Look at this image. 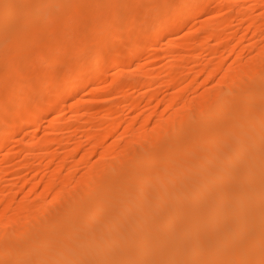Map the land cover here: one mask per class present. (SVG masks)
<instances>
[{"label": "bare ground", "instance_id": "6f19581e", "mask_svg": "<svg viewBox=\"0 0 264 264\" xmlns=\"http://www.w3.org/2000/svg\"><path fill=\"white\" fill-rule=\"evenodd\" d=\"M90 1L91 2L88 3L84 1L86 6L90 4L89 7L92 8H90V10L89 8L87 9L90 13H84L86 16L83 15L84 18L90 17L91 15L89 16V14H92V11H94L92 17L95 15L93 19H95L96 23H94V20L92 22L95 24L93 28L98 25L96 26V30L89 32L90 35H88L87 31L90 29L87 30V26L85 25L86 28L80 27V32L77 31L78 28L76 29L78 34L75 33L77 34L75 38L77 41L74 40L75 38L73 39L74 41H72L74 35H72L71 38V33H69L70 36L66 37L64 40L66 42L70 37L69 39L71 40H68L67 43L70 41L75 43L76 41L77 43H75V45H80V54L78 53L79 56H77V61L81 64V67L75 71L73 76L67 78L68 75L66 74L65 77L61 79H58V77L57 80L54 76L53 78L50 75L51 72H48L49 74L46 73L47 77L49 76L48 78H50L51 76L52 79H55H49L48 81V78L46 79V74H44L46 69L42 67L43 62L44 64H48V62H45L47 60L49 61V59L51 61L52 57L50 58L49 55L52 49L56 51L59 45L68 46L66 45L67 43L65 44L63 40H60L62 45L59 43V45H55L58 48L53 47V42L55 43L59 40L56 39L55 41L53 37L57 38L61 36V34L58 33L56 35V32H54L51 35L50 32L52 30L50 31V29L54 27V29L57 28L55 30L57 31L59 27L60 31H62V26L57 24L61 25L60 22L65 19L68 22L70 16L73 15L71 18L74 17V20L70 19L71 25L69 24V29L71 28L72 31V26L75 28V24L80 20L78 18L83 17L82 15H80L81 17L78 16L80 11L78 9L84 7L82 5L84 2L82 1L81 3L79 0H0V61L4 62L1 63L2 66H0V83L2 84H0L2 86L0 89L4 92L2 93L0 91L1 149L7 146L6 144H8L9 136H12V139L15 140L14 138H16L15 136L20 128L29 125L35 128L38 125V121L43 119L41 117L46 115L45 112L48 106L47 97L49 95H53L51 104L56 107L53 122L57 124L61 121L58 120L61 119L60 115L64 112V108H59V103L62 100L67 103L66 100L70 98V95L72 96L74 94L76 89L87 85L86 80L79 81L80 74L86 73L92 68L99 67L108 60V68L110 69L117 67L120 63L126 64L127 66L132 65L140 53L146 54L156 50L154 49L156 45L148 46L147 41L151 40L154 41V43L159 41V39L166 36L169 28L186 22L185 18H187L188 15L192 16L196 14L208 4L201 2V0H164L165 3L163 4H166L168 8L166 9L164 7L167 11L165 12V10L162 9L163 4H161L164 1H160V5L162 6L159 7V0H150L149 6H146L145 12H151L152 8L154 9L152 11L153 14H155L156 11L157 16L152 20L151 18L146 19V15H144L145 18L138 16V12L142 5L138 3L140 1L135 4H132L133 0ZM202 4H205L204 7H201ZM110 7L114 10L111 25L109 26L105 25V19L109 16L104 14L105 10L107 11V8ZM75 13L76 20L78 19L77 22L75 20ZM152 13L150 14L153 15ZM234 14H236V10ZM84 18H82V20ZM188 18H190V16H188ZM120 21L123 23L121 30L124 31L125 35L120 34ZM55 24L58 27L55 28ZM62 24L64 25L66 22H62ZM87 24L89 26V23ZM80 25H84L83 22L80 23ZM212 28V35L216 37L219 30L217 32V26ZM35 31H37V33L39 32L41 36L39 33L33 34ZM174 31L175 30H173V35L175 36L176 34H174ZM25 33L27 37H25ZM54 34L56 36H54ZM72 34L74 33L72 32ZM64 36L66 35L64 34ZM108 36H112L114 39L109 45H105L107 41L104 44V39L106 40ZM171 36L170 38H172ZM28 37L29 39L31 38L30 40L34 39L29 42L30 40L27 39ZM126 40L130 41L128 46L122 47L116 45V43H125ZM26 42L29 45H27ZM32 42L34 44L38 42V45L36 44L38 46L36 49L39 52H36L35 57L38 55L41 56L42 53L46 56L48 54V59L45 58L46 56L44 57L45 59H43L44 55L42 54L43 56L41 57L44 61L40 60L41 68L37 66L39 64L37 58L31 61L34 58V53L32 52L33 55L29 53V48H31L33 44ZM188 43L186 45H188ZM55 44H58V41ZM69 44H71V42ZM65 46L62 49L63 51L65 48H70V45L68 47ZM71 46L76 47L72 44ZM174 46L177 45L174 44L173 47ZM38 48H40V50ZM54 48H56V50H54ZM170 48L172 49V47ZM33 49H35V47ZM36 49L35 51H37ZM106 49L109 51L104 52ZM173 51L172 49V52ZM261 51L263 50L261 49ZM55 53L56 52H54L52 56L56 55ZM86 54H89L91 58V64L89 65L85 64ZM173 54H176V52ZM73 55L76 56V54ZM30 56H33V58H30ZM64 56H66V54H64ZM70 56L71 55H67V58ZM75 56L74 58L72 57V61L75 60ZM184 56H179L178 59L175 56L176 61L174 63L172 62L169 68L166 66L168 68V74H172L173 71V73L177 72L175 68L181 65ZM254 57L257 58V56ZM63 58L66 59L65 57ZM223 58L225 59V57ZM253 60L256 61V59ZM29 61L31 62L29 63ZM241 61L242 60H240V63ZM53 62H50L47 66L53 64ZM68 62L67 64H69ZM260 62H262V60ZM31 63H33V65ZM56 63L57 62H54L52 66L54 67ZM256 63H258V60ZM235 64L233 65L235 66ZM35 65L39 67V69L35 68ZM242 65L244 64L242 63ZM242 67L240 66L239 70L240 68L241 70L245 68L244 70L250 73L247 70L249 68L246 69V67ZM255 68H257V65ZM153 70L150 69L147 73H140V75L143 74L140 76L142 78L138 76L139 79L134 81V85L142 87L150 84L152 81L154 83L157 82L156 79H158V77L156 74L158 73ZM205 70L203 72H205ZM239 70L237 71L239 72ZM244 70L243 72H246ZM209 71V73L206 72L210 75L214 72L211 70ZM222 73L226 78L224 81L225 83H223L225 85L222 84L223 86H219V89L213 90L214 93L212 97H210V93L212 94L213 91L210 89L211 92L208 93V98L202 99V102L204 101V106L199 103V107L202 105V108L196 111L197 113H193L195 104H193L194 107H192V102L194 100L185 99V106L176 109L174 118H158L157 124H154L156 128L152 133H148L149 131H140L135 132L136 135L134 134L133 136L130 132H133L134 119L132 122H128V126H126L127 132L134 137V139H131L133 141L128 140L129 142H127L126 146L124 144L123 148L120 149H117L119 141L115 139L117 145L116 143L111 146L107 144L106 150L101 152L103 162L92 166L91 163L89 164V168L91 169V171L90 169L89 171L91 173L94 172L93 176L92 174L91 176L86 175L84 171L86 176L84 175L83 178H79L70 183L66 182V184H63L65 182L63 179V185L58 188V179L56 176L52 177L51 174L50 176L53 179L48 177L50 178L49 181L48 179L44 182L42 181L44 186L43 192L40 190L41 195L37 194L36 196H45L48 190H52L54 191L52 202H48V200L45 201L43 198L44 201L42 200L40 201L41 203H39V200H37V203L34 201L35 198L32 199L31 204L29 203V205L26 204L25 206L23 204L28 200L23 202L24 199L22 198V204L15 206V199L14 201L12 200V195L10 194V199L9 196H6V192L2 193V196H0L1 203H3V209L1 208L2 212L0 213V264H264V61L259 69L249 74L252 76L250 80L251 78H254V80H251L248 87H246L244 83L245 85L241 86L242 89L245 87L242 91L239 90L241 89L239 85L241 84L240 81L243 80L244 82V80H248L245 78L247 76H245L244 73L241 72L240 74L239 72V75H236L235 68L233 71L228 68L224 70V72L222 71ZM181 74L177 75L183 76V73ZM106 75L107 71L105 69L99 70L96 74L97 79H102ZM177 75H170L172 80L168 82L179 81L181 76ZM170 76L168 78H170ZM115 79L116 80L110 83L108 88L102 91L103 96H107V93H110L111 90H119L122 88L124 84L123 80H125L123 75L120 74L118 78ZM68 80H71L69 88ZM226 80H228V83ZM40 82L42 85H38ZM153 82L151 85H153ZM151 85H148V88ZM6 87H8V90ZM5 88L7 91H11L8 96V92L4 90ZM145 91H148V89ZM179 92L180 91H178L177 94H179ZM123 95H126V93H123ZM150 96V98H154L153 93ZM177 96L178 95H174L172 99L176 103L178 102L176 99ZM201 96H203V94ZM193 98L196 101L199 99ZM79 99L76 101L79 102ZM106 100L112 102L109 98ZM127 101L128 100L124 102ZM173 101L169 104H173ZM65 102L61 103L66 105ZM87 103L89 102L87 101ZM114 103L115 102H113V105L109 106L108 109L106 108L108 114H116L114 111L116 108ZM77 104H80V102ZM134 104L136 107V103ZM75 108L72 107L73 111ZM145 119V121L143 119L144 122L142 121L143 124L149 120V118L147 119L146 117ZM107 121L111 120L105 121V126H107L105 134L108 132V134L114 136L115 129L118 130L119 127H116L115 123L112 121ZM124 121H121V123ZM116 123H118V121ZM56 124H52L49 128L50 131L56 130ZM60 126L57 125V128ZM144 127H147V125ZM33 131L35 133V129ZM51 133L49 135H51ZM86 135H88L86 137L88 139L94 137V135L97 136V134L91 135L90 133ZM131 136L129 137L131 138ZM95 138L97 137H94V139ZM72 139H74V137ZM98 139L101 140L100 138ZM98 139L95 140V142H100ZM64 140V138L57 140V144L59 141L62 145ZM16 141L17 140L14 142ZM48 141L43 140L41 145L45 142L48 143ZM37 142L38 140L33 143H28L30 145L28 146V150L30 151L31 147ZM38 144L39 143H37V145ZM95 144L96 143H94L93 147H96ZM97 144L100 146L99 143ZM70 148H72V151L70 149V155L77 153L78 148ZM49 152L47 153L49 154ZM92 153L93 151L91 149L84 152L83 155L86 157L90 156ZM25 155H27V152ZM49 155L53 156L51 153ZM67 159H69V157ZM160 159L163 160L161 165L157 164ZM64 162L63 160V162L60 163L64 164ZM120 167L121 169L117 170ZM1 169L3 170L4 168L0 167V170ZM53 170H57L56 172L53 171L54 175H59L60 169ZM63 171L65 170H62V172ZM0 172L2 174V171ZM67 175L69 176V173L66 174L65 178L68 177ZM78 176L79 175H77L76 178H78ZM69 181H71V179ZM36 182L38 184L34 182L33 188L36 184L37 187L41 183L39 180ZM28 192L29 191L26 193ZM68 193L69 196H73L72 200L71 197L68 199L75 204V207L77 202L81 203L80 207H74L77 210L74 208L70 210L72 205L67 202L69 200H65L67 202L66 204L69 203L71 205L70 208L68 206L69 209H67V207L64 206V202H62L63 204L60 210H58L59 206L57 203L67 199ZM56 205L58 207H56ZM62 206L65 208L62 209ZM54 207L57 208L55 212L58 211L56 216H54L56 213L54 214V211H52ZM50 211L53 212L51 217H54H52V219L49 217L50 221H47L48 218L45 216L48 215ZM24 215L28 216L26 218L24 217L25 221H23V226H17L18 228L14 227V232H12L13 228L9 230L10 228L8 227L15 226L20 221V218L22 220ZM74 217L77 219L74 220ZM11 238H18V240L22 238L26 243L24 244L22 243L23 241H20L22 243L20 245L19 241L16 240L19 246L17 247L16 245V247L11 248L8 243V240H12ZM6 239L7 241H5ZM27 239H29L28 243ZM10 245H13V242H10ZM6 257H8L9 262L4 259Z\"/></svg>", "mask_w": 264, "mask_h": 264}, {"label": "rangeland", "instance_id": "374dc122", "mask_svg": "<svg viewBox=\"0 0 264 264\" xmlns=\"http://www.w3.org/2000/svg\"><path fill=\"white\" fill-rule=\"evenodd\" d=\"M79 1H81V3H82V1L83 2L85 1L86 3L91 2L90 0L89 1L88 0H79ZM138 1H140V2H138ZM149 1L150 0H148V1L147 0H136V1L133 0L132 1V4L133 3L135 4L137 2L140 3V5L142 4L141 5V8H140V10L138 12V16H140L142 18H145L144 15H146V19L151 18L153 20V19L156 18L155 16H157L156 15V11H155V14H153L152 11L154 9L152 8V11L151 12L150 11L148 13L145 12L146 6L147 5L149 6ZM160 1L162 2L164 0H159V7L162 6V5H160ZM201 2L206 3V4L208 3V4L207 5L202 4L201 7H204V5H205V7L203 9H200L201 11H198L196 14H194L192 16L191 15H188V16H190V18H188V16H187V18H185L186 19V22L180 23L177 26H174L173 28H169L168 31H167L166 36L165 37H162L163 39L161 38L162 40L159 39V41H157L155 43H154V41H151V40H149L150 42L147 41V45L148 46L149 45H156V46H154V49H156V50L155 51L154 50L151 51L152 53L151 52L150 53H146V54L145 53H143V54L140 53V55H138L137 59L135 60V62L132 63V65H128L127 66L126 64L120 63V65H118L117 67H115L113 69H110V68H108V64H109V60H108V61H105L104 63H102V65H100L99 67L92 68L88 72L80 74L79 81L86 80L87 81V85L76 89V91H74V94L72 93L73 95L72 96L70 95V98L66 100L68 104L65 101H63V100L61 102L62 103L65 102L66 105H63L61 102L59 103L60 105H63V106H60L59 105V108H64L63 109L64 112H62V114H61L62 116L60 115L61 119H59L58 121H60V120L61 121L59 123H57V124H56V122L55 123L53 122L54 121L55 110H56L55 105H52L51 104L52 103V98H53L52 96L53 95L52 94H51V96L49 95L50 97L49 96L47 97L48 106H47L46 112H45L46 115H44L43 117H41L43 119H40L39 118L40 121H38V125H37L38 127L36 126L34 128L33 126L31 127L30 125L29 126L26 125L27 127L20 128V130H22V131L18 130L17 132L19 134L17 133L16 136H15L16 138H14L18 142L17 141L14 142L15 140L12 139L13 137L12 136H9L8 137V142H7L8 144H6L7 146L3 147L2 149L0 148V165H1L0 167L1 168H4L3 170L2 169L0 170V171H2V174L0 172V174H1L0 175V196H2V193H5L6 192V196L7 197L9 196V198H10V194H11L12 195V200L14 201V199H15V201H14L16 203L15 206L16 205H19V204L21 205L23 199H24L23 202H25V201L28 200L25 204H23L25 206H26V204L27 205H29V203L31 204L32 203V199H35V198L36 199L34 201L37 202V200H39V203H41L40 201H42V200L44 201V199H45V201L48 200V202L49 201L52 202L53 201V197H54V193H53L54 191H52V190H48V192H46L47 193L45 195L46 197L44 195L41 196L42 199H41V197H39L41 195V191L40 190H42V192H43V189H44L43 188L44 187L43 186V182L46 181L47 179L49 181L50 178H52L53 176L54 177L56 176V178L58 179V180L57 179L56 180L58 181V188H59L61 185L66 184V182L70 183L72 181L78 180L79 178H83L84 175H85L84 174L85 172H86V175L91 176V174H92V176H93L94 172L93 171H92L93 173L90 172L91 169L89 168L90 167L89 164L91 163V166H92V165H95V164H101L103 162V160H102L103 158H101V152L106 150L107 144H110V146H111V145H113V144L116 143L115 140L116 141H119L120 143L118 142V147L119 146L120 147L119 148L117 147V149H120V148H123L124 144L126 146L127 142L133 141L131 139H134L133 136H134V134L136 135L135 132H140V131H142V132L143 131L148 132L149 131L148 133H150V132L152 133L153 130H155V128H156L155 125L158 122V118H160V117H162L164 119H167V118L169 119L170 117L174 118V116L176 115V113H175L176 109L178 107H184L185 106L184 105L185 104L184 103L185 102V99H187V100L189 99L191 101L194 100L192 102V107H194L193 104H195V107L193 108V113L194 112L197 113L196 111H199V109L202 108V105L204 106V104H203L204 101L202 102V99H205L208 96V93H210L211 91L216 90V89H219L220 88L219 86L225 85L223 83H225L224 81H225L226 78L223 76L222 71L224 72V70H226L228 68L230 70H232V71L235 68L236 75H239V72H240V74L242 72L247 77H248L249 74H252L254 70L259 69L260 66H261V64H263V61H264L263 60V58H264V48H263L264 47V0H201ZM81 3H80V7H81ZM84 3H82V5L84 7L82 9H80V8L78 9V10H80L78 16L82 15L83 16L82 18H84V15H85L84 13H90V11L88 12L87 9L89 8V10H90V8H92V7H89L90 4H87L88 6H86V3L85 4ZM163 3H165V1L162 2L161 4H163ZM157 4H158V2H157ZM233 5H235V6H233ZM166 6H167L166 4L165 5L163 4V6H162V9L165 10V12H167L166 9H168ZM242 6H243V8H242ZM247 6L248 7L250 6V7L248 8ZM164 7L166 9H164ZM239 8H240V10H239ZM108 9H110V10H108ZM149 9L151 10L150 7H149ZM241 9H242V11H241ZM93 10H94V8H93ZM113 10H112V7L107 8V11H108L109 14L105 10V14L104 15L107 14L106 16H109V17H106L105 16L106 17V19H105V23L106 24L105 25H109V26L111 25V20H112V17H113ZM235 10H236V14H234L235 13ZM228 11H230V12H228ZM92 12L91 13L94 14V11H92ZM143 13H145V14H143ZM150 13H152L154 16L151 15ZM92 14H89V16L91 15L90 17H92ZM142 14H143V16H142ZM254 14H255V16H254ZM72 16H70V19L74 20L73 19L74 17L71 18ZM90 17H85L86 19L84 18L83 20H82V18H78V19L82 20L81 22H79L80 20L79 21H78V19L76 20V13H75V20H76V22L77 21L78 22L77 23L75 22L76 23L75 24V28L72 26V31H71V28L69 29V27H70L69 24L71 23V21H70V19L68 17H67L69 19L68 22L66 21V19L64 20L66 22V24H64V25L62 24V22L65 23L64 21H61L60 22L61 25L56 23L57 25L62 26L61 27L62 31H60V28L56 24H55V28L58 27V30L57 31H55L57 28L54 29V27L52 29H50V31L52 30L50 32L51 35L54 32H56L55 33L56 35L58 33L61 34V36H59L57 38L52 36L55 41H56V39H59V40H57L58 41V44H55V43H57V41L55 43L53 42V44H54V45L52 44L53 47H57L55 45H59V43H61L62 40H63V42H65L64 40L66 39V37L70 36L69 33H71V38H72V35H74L73 38H72V41H74V40L77 41V39L75 38L77 36V34H78L77 31L80 32V30H79L80 27L86 28L85 25L87 26V28H86L87 30L90 29V30L87 31V34L88 35H90L89 32L95 31L96 30V26H98V25H96L95 28H93L94 25H95L94 23H96L95 19H93V18H95V15L92 18H90ZM60 20H62V19H60ZM93 20L95 21L94 23L92 22ZM253 20H254V24H253ZM107 21H109V22H107ZM72 22H74V21H72ZM82 22H83L84 25H80V23H82ZM87 23H89V26H88ZM214 23H216V24H214ZM220 23H221V27L222 28L220 27ZM250 23H251V25H250ZM208 24H209V26H208ZM53 25H51V26H53ZM78 25H80V26H78ZM122 25H123V23L120 21L119 22L120 34L121 35H125L124 31L121 30ZM215 25L217 26V32L219 30V33L216 34L217 35L216 37L214 35H212V30H211V29H213L212 27H216ZM89 27H91L92 30ZM180 28H182V29H180ZM209 28H210L211 31L209 30ZM76 29H77V31H76ZM173 30L177 31V32L174 31V34H176L175 36L173 35ZM171 31H172V33H171ZM72 32L74 34H72ZM168 32H170V33H168ZM27 33H29V32H27ZM31 33H32V31H31ZM36 33H37V31H35L33 34H36ZM75 33H77V34H75ZM210 33H211L212 36L210 35ZM55 34H54V36H56ZM64 34L66 36H64ZM39 35L41 36L40 33H39ZM43 35H44V33H43ZM62 35L64 36V38H63ZM169 35L173 39L170 38ZM25 37H27V34H26ZM61 37H62V39H61ZM108 37H107L106 40L104 39V44L107 41L106 42L107 44H105V45H109V43H111L113 41V39H114L112 36H108ZM69 38L67 39V41L68 40H71ZM27 39H29V37ZM32 40H30L29 42H31ZM67 41L65 42V44L67 43ZM72 41H70L71 44L74 45V46H76L78 49L76 47L71 46V44H69L70 43L69 42L66 45H68V46L70 45V48H68V49L65 48L64 49L65 52L62 50L65 45L64 46H60L59 45V48H61V49H59L57 47L58 48L57 50H56V48H54V50H56V51H53V49H52V51H50L51 54L49 56H50V58L52 57L51 58V61L49 59V61L47 60L45 63L48 62V64H49L50 62H53V61L54 62H57L56 65H55L56 67L55 66L54 67L52 66L54 64V62H53V64H50L49 66H47L48 64H44V62H43L42 67L46 69V72L44 74H46V73L49 74L51 72L50 75L52 77L54 76L56 80H57L58 77H59L58 79H61V78L65 77L66 74L68 75L67 78H69V76H73L74 73H75V71L78 68L81 67L80 66L81 64L78 63V61H77V58H78L77 56H79L78 53L80 54V49H79L80 45L77 46V44L75 45V43H77V42L75 41V43H74ZM129 43H130V41L129 40L128 41L126 40L125 43H121V44L116 43V45H120L122 47L123 46L126 47V46L129 45ZM187 43H188V45H186ZM26 44H27V42H26ZM36 44L38 45V42ZM36 44L33 43L31 45V48H29V53H31L32 55L34 53V55H33L34 58H33V56H30V58H33V60H31V59L30 60L31 61H34V59L37 58V61L40 64V65L38 64L37 66L40 67L41 66L40 60H43L45 58L48 59L47 58L48 54L46 56V55H44L40 51L44 55L43 56L41 53H39V54H41V56H43V59H42V57L40 55H38V56L35 57L36 52H39L36 49V47H38ZM169 44L170 45L171 44H173V45L176 44L179 47H177V46H174L173 47V45L170 46ZM189 44H190V46H189ZM27 45H29V44H27ZM34 45H36V46H34ZM61 45H62V43H61ZM68 46H65V47H68ZM34 47H35V49L37 51H35V49H33ZM170 47H172V49L176 52V54H173L175 52L174 51L172 52V49ZM51 48H52V46H51ZM115 48H114V50H115ZM178 48H180L181 50L178 49ZM38 49L40 50V48H38ZM75 49L77 50V52H76ZM261 49L263 51H261ZM78 50H79V52H78ZM169 50L171 51V54H170V51ZM106 51H109V50H107V49L104 50V52H106ZM52 52L53 53L56 52L55 53L56 55H54L56 57L52 56V54H53ZM70 52H71V54H70ZM158 52H159V54H158ZM63 53L66 54V56H64ZM177 53H180V54H177ZM187 53H189V54H187ZM73 54H76V56L73 55ZM172 54H173V56H172ZM67 55L68 56L69 55H71V56L73 55L72 56L73 58L75 56V60L72 61L73 58L71 56L67 58ZM182 55L183 56L186 55V56H184V59L181 61V65L179 67L177 66L175 68V69H177L176 70L177 72L173 73L174 72L173 71L172 74L171 73L168 74L169 73L168 72V68L170 67L171 63L172 62L174 63L176 61L175 60L176 57L178 59V57L179 56L182 57ZM190 55H191V57H190ZM197 55H199V56H197ZM253 55L254 56H257V58L254 57ZM38 57H40V58H38ZM63 57H65L66 59H64ZM85 57H86V60H85L86 63L85 64L86 65L91 64V62H90L91 61V58H90L89 54L88 55L86 54ZM194 57H195V59L197 57L198 58L195 60ZM223 57H225V59ZM241 57H242V59H241ZM69 58H71V59H69ZM192 58H193V60H192ZM53 59H55V60H53ZM253 59H256V61H254ZM62 60H63L64 63L62 62ZM65 60L67 62L70 60L68 62L69 64H67V62ZM240 60H242L241 63H240ZM257 60H258V63H256ZM261 60H262V62H260ZM31 61H29V63ZM183 61H185V62H183ZM249 62H252V63H249ZM1 63H4V62L0 61V66H2ZM33 63H31V64L33 65ZM167 63H169V64H167ZM235 63L240 64V65H237ZM242 63L244 65H247V66L242 65ZM253 63L255 64V66H254ZM233 64H235V66ZM231 65H233V66H231ZM256 65H257V68H255ZM37 66L35 65V68H38L39 69V67H37ZM238 66L239 67L240 66L241 67L244 66V67H246V69L249 68L251 71L249 69H247L250 72V73H247V71L244 70L245 68L242 67V68H244L243 70L246 71V72H243V70H241V68L239 70V67ZM50 67H51V69H50ZM48 68L51 71H49ZM223 68H226V69H223ZM236 68H237V70H239V72L236 70ZM101 69H105L107 71V75L105 77H103L102 79H97L96 74ZM150 69H152V70L154 69L155 71L154 70L153 71L156 72V73H158V74L155 73L157 75V77H158V79H156L157 82L154 83L152 81L153 82V85H151L152 82L150 84H148V85H151V86H149L150 89L148 88V85H146V86L144 85L142 87L141 86H138V85H134V81L137 80V79H139V77L143 75V74L140 75V73H143V72L144 73H147ZM41 70H40V72H41ZM166 70H167V72H166ZM204 70H205V72H203ZM209 70L214 71L212 75L208 74L210 72ZM52 71H54V72H52ZM42 72H44V71H42ZM181 73H183V76L184 77L181 76L182 75ZM185 73H186V75H185ZM221 73H222V76H221ZM47 74H46V79L49 77V76L47 77ZM52 74H54V75H52ZM120 74L123 75V78L125 79V80H123L124 81V84H123L122 88H120L121 90L120 89H119L120 91L119 90H111L110 91L111 94L108 92L107 93V96L106 95L103 96V94H102L103 92L102 91L104 89L108 88L110 86V83H112L114 80H116L115 78H118V76ZM174 74L175 75L181 74V75H177V76H181L180 79H179V81H176V82L170 81V82H168L169 80H172L171 79L172 78L171 76H175ZM51 76H50V78H48V81H49V79L50 80H55V79H52ZM169 76H170V78H168ZM206 76H208V77L210 76V77L208 78ZM247 77H245V78L248 79V80H244V82H243V80L240 81V83H241V84H239L240 87L242 85H245V84H246L245 86L248 87L249 84L251 83V80H254V78H251V80H250V77H252L251 75H249L248 78ZM140 78H142V77H140ZM222 79H223V81H222ZM247 81H250V82H247ZM226 82L228 83V80H226ZM242 82H243V84H242ZM42 84H43V81H42ZM42 84L40 82L38 85H42ZM70 84H71V80H68V88H69ZM1 85H0V87L2 88ZM6 88L8 90V87H6ZM6 88L4 90H5V92H8L7 93V96H8V94L11 93V91H7ZM159 88H160V90H159ZM147 89H148V91H145ZM210 89H211V91H210ZM243 89L241 87V89H239V90L242 91ZM0 91H1V89H0ZM178 91H180L179 94H177ZM1 92L4 93L3 91H1ZM123 93L124 94L126 93V95H123ZM152 93L154 94V98H150L151 97L150 95ZM213 93H214V91L212 92V94L210 93V97L213 96ZM202 94H203L204 97L201 96ZM174 95H178L179 96V97L177 96V98H176L177 101H178L177 103L172 100L174 98L173 97ZM185 95H186V97H185ZM157 96H159V97H157ZM193 97H195L196 99L199 98L198 101H196ZM108 98L112 102L107 101L106 99H108ZM190 98H193V99H190ZM77 99H79L80 104H77V103H79L78 101H76ZM150 99H151V101H150ZM152 99H153V101H152ZM126 100H128V101L127 102H124ZM87 101L89 103H87ZM169 101L171 103L173 101V104H169L170 103ZM199 101H201L202 103L199 102ZM74 102H77V103H74ZM113 102H115L114 104H115V107H116L115 110H114L116 114L113 111V113L115 115H113L112 113H111L112 115L110 113L109 114L107 113L108 112L107 111L108 107L111 106V105H113L112 104ZM128 102H130V103H128ZM133 102L136 103V107H135V104ZM91 103H92L93 106L91 105ZM137 103H138V105H137ZM199 103L202 104V105H200L201 107H199ZM105 104H107V105H105ZM167 104H169V105H167ZM101 105H103V106H101ZM0 106H1V102H0ZM74 106L75 107L77 106V107L75 108ZM72 107L75 108L74 111H73ZM90 109H91V111H90ZM109 115H111V116H109ZM105 116H107V117H105ZM114 116H116V117H114ZM111 117L114 120H112ZM145 117L147 119L149 118V120H148V122L146 121V123L143 124V122L146 120ZM133 119H134V125H133L134 128L132 129V131L134 133L133 132H130V134L133 135V136H131L130 134H128L127 127L126 126H128L127 123L130 122V121L132 122ZM143 119H144V121H143ZM75 120H76V122H75ZM106 120H111L113 123H115V126L116 127L117 126L119 127L118 130L115 129V134H114V136L112 135L113 137L110 134H108V132H106V134H105V131L107 130V126H105V124H106L105 121ZM111 121H107V122H111ZM117 121H118V123H116ZM121 121H124V122L121 123ZM62 122H64V123H62ZM51 123L52 124H56V130L57 131L56 130H51L50 131L49 128L52 126ZM119 124H121V125H119ZM145 124L147 125V127L149 126L148 129H147V127H144V126H146ZM57 125H59V126L62 125V126H60V127L57 128ZM153 126H155V127H153ZM135 128H137V129H135ZM141 128H142V130H141ZM34 129H35V133L33 131ZM65 130H66V132H65ZM37 131H38V133H37ZM48 131H50V132H48ZM74 132H76V133H74ZM50 133H51V135H49ZM87 133H90L91 135L97 134V136L94 135V137H97V138L94 139V137H92L93 138L92 139L90 137L91 139L90 138L88 139V138H86L88 136V135H86ZM35 136H36V138H35ZM129 136H131V138ZM18 137H20V138H18ZM73 137H74V139H72ZM102 137H103V139H102ZM53 138H54V140H53ZM61 138H64L65 139L64 140V143L61 145L59 143V141H58V144H60V145H58L57 144V140H59ZM98 138H100L101 140H99ZM49 139H51L52 141L49 140ZM97 139L100 142H97V141L95 142V140H97ZM34 140L35 141L38 140L37 143H39V144L37 145V143H35L36 146L33 144L35 147L34 146L31 147V149L29 151L28 150L29 149L28 146H30V145L28 143H33V142H35ZM43 140H47V141L49 140V141H48V143L45 142V143H43L41 145V143H42ZM92 141H94V142H92ZM94 143H96L95 144L96 147H93L94 146ZM97 143H99L100 146ZM120 144H122V145H120ZM77 145L80 146V147H78ZM89 145H90V147H89ZM116 145H117V143H116ZM21 147H23V148H21ZM70 147H73V149L74 148H78L77 149L78 150L77 153L74 154V155H70L69 154L70 153V149L72 151V148H70ZM97 147H98L99 150L97 149ZM46 149H47V151H46ZM91 149H92V151H93L94 154L92 153L90 156H86L87 158L84 157L83 153L86 152V151H88V150H91ZM26 152H27V155H25ZM47 152H49V154L51 153L53 156H50ZM66 153H68V154H66ZM47 155H49V156H47ZM61 156L63 158H65V159H67L69 157V159L65 160ZM3 157H5V158H3ZM99 157H100V159H99ZM53 159H55V160H53ZM63 160L65 161L64 164L63 163H60V162H63ZM68 160H69V162H68ZM158 161L160 163L157 162V164H160V165L163 162L162 159H160ZM29 162H30V164H29ZM96 162H98V163H96ZM22 164H23V166H22ZM65 165L68 166L69 168L66 167ZM20 166H21V168H20ZM158 167H159V165H158ZM53 169H60V171L58 170L60 172L59 175L58 174L57 175H54V172H56L57 170L55 171ZM89 169H90V171H89ZM120 169H121V167L118 168L117 170H120ZM62 170H65V171L62 172ZM68 170H70V171H68ZM79 170H80V172H79ZM77 171H78V173H77ZM4 172H6V173H4ZM66 172L69 173L70 178H69L68 175H67L68 177L65 178L66 177V174H68ZM87 172H89V173H87ZM51 174H52V177L50 176ZM77 175H79L78 178H76ZM80 175H81V177H80ZM48 177H50V178H48ZM63 179L65 180V182L63 181ZM68 179L69 180L71 179V181H69ZM38 180L42 184L40 183V185L36 187V185L38 184L36 181H38ZM66 180H68V181H66ZM34 182L37 183L35 185L36 188L35 187L33 188V186L35 184ZM12 185H14V186H12ZM11 191L12 192L14 191L15 193L14 192L12 193ZM27 191H29V192L26 193ZM24 192H25L26 195L24 194ZM37 194H40V195L36 196ZM70 197H71V200H72L73 199V196H69V193H68L67 199H64L63 201H60L59 203H57L58 206H59L58 210H60L61 205L63 204L62 202H64V206L67 207V209H69L71 205H72L71 206L72 208H70V210H72L75 207V204H73L71 202V200L68 199ZM65 200H69L67 202L71 203V205L69 203L66 204L67 202ZM80 204L81 203H78L77 202L75 208H79L80 207ZM0 206H1L0 207V213H1L2 212L1 210L3 209V203H1V199H0ZM58 206L56 205V207H58ZM68 206H69V208H68ZM56 207H54V210H52V211H54V214L56 213L54 216H56L57 215V212H58V211L55 212V210L57 209ZM65 207L62 206V209H64ZM75 210H77V209H75ZM75 210H73V211H75ZM51 214L53 215V212L50 211L48 213V215L45 216V217L48 218V219L46 218L47 221H50L49 220V217H51ZM27 216L28 215H24L23 218H22V220L20 218V221H19L20 222V225H19V222H18L15 226L8 227V228H10L9 230H11V228H13L12 229L13 230L12 232H14V229L17 226H23V221H25V218ZM54 216H52V217H54ZM52 217L50 219H52ZM43 218H44V216H43ZM76 219L77 218L74 217V220H76ZM98 220H100V219H98ZM16 240H18V238L17 239L13 238L10 241L8 240L9 246L11 248L16 247V245L19 244V243H20V245L22 243H24V244L26 243V241L25 240H22V238H19V240H18L19 243H18V241L16 242ZM5 241H7V239ZM20 241H23V242L21 243ZM10 242H13V245H10ZM28 242H29V239H27V243ZM3 243H4V240H3ZM18 246L19 245H17V247ZM8 257L4 258V259H6L7 262H9ZM6 261H4V262H6Z\"/></svg>", "mask_w": 264, "mask_h": 264}]
</instances>
